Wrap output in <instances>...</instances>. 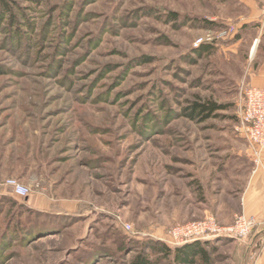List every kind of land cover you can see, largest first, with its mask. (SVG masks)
<instances>
[{
    "label": "rangeland",
    "instance_id": "374dc122",
    "mask_svg": "<svg viewBox=\"0 0 264 264\" xmlns=\"http://www.w3.org/2000/svg\"><path fill=\"white\" fill-rule=\"evenodd\" d=\"M263 1L0 0V264H204L155 245L242 214ZM195 102L217 108L192 119ZM252 234L209 239L212 264H251Z\"/></svg>",
    "mask_w": 264,
    "mask_h": 264
},
{
    "label": "built area",
    "instance_id": "2783aa9c",
    "mask_svg": "<svg viewBox=\"0 0 264 264\" xmlns=\"http://www.w3.org/2000/svg\"><path fill=\"white\" fill-rule=\"evenodd\" d=\"M260 22L264 29V1L261 8ZM210 39V37L199 38L196 41V46L199 47ZM262 67L264 69V63ZM240 122L241 130L251 144L253 161L259 167L262 163V152L264 150V87L250 86L246 89L240 113ZM10 186L16 196L27 197L29 194L27 186L12 181H10ZM261 225L262 223L258 222L254 217L242 213L236 216L230 226L224 228L219 226V224L217 226L214 217L210 216L202 221H192L175 226L170 232V237L164 241L170 247H178L193 241L209 240L215 236L222 235L244 238L250 236Z\"/></svg>",
    "mask_w": 264,
    "mask_h": 264
},
{
    "label": "crops",
    "instance_id": "0c3cea01",
    "mask_svg": "<svg viewBox=\"0 0 264 264\" xmlns=\"http://www.w3.org/2000/svg\"><path fill=\"white\" fill-rule=\"evenodd\" d=\"M250 28V30H252L250 33H254V29L258 27ZM246 29L247 28L244 26V30ZM247 34L250 38H253V42L261 37L259 31L254 33V36H251V34L249 35V33ZM258 45L259 43L252 45L250 49L252 64L251 68H248V82L252 86L264 87V69L262 67L264 63V43L263 46H261V50H259L260 46ZM222 171H225V169H222ZM229 195L234 197L237 203V208L230 210V213L241 211L240 213L254 217L258 222L262 223L261 226L254 230L252 236L248 240L247 253L248 257L252 258L251 264H264V150L262 152L261 165L257 169L252 168V170L246 173L240 192L238 186H235L231 189ZM219 206H222L221 203Z\"/></svg>",
    "mask_w": 264,
    "mask_h": 264
},
{
    "label": "trees",
    "instance_id": "16d2710c",
    "mask_svg": "<svg viewBox=\"0 0 264 264\" xmlns=\"http://www.w3.org/2000/svg\"><path fill=\"white\" fill-rule=\"evenodd\" d=\"M199 51L209 50L210 46L207 43L202 44L197 48ZM216 106L210 103H197L195 102L189 112H187L188 116L192 119L200 118L204 119L210 115L211 112L216 110ZM220 106H218V109ZM160 244V245H159ZM157 248L162 250L166 255L174 254V257L177 261L181 263H193L195 259L198 257L203 261L204 264H212L211 259L209 257L208 247H211L210 240L203 241H193L182 246H178L175 248H171L164 243H157L155 245ZM133 264H147V260L145 257L139 256Z\"/></svg>",
    "mask_w": 264,
    "mask_h": 264
}]
</instances>
